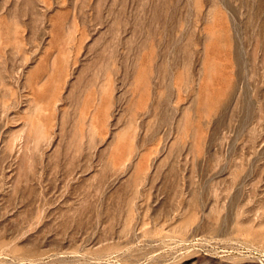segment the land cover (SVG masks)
Listing matches in <instances>:
<instances>
[{
	"label": "rangeland",
	"instance_id": "374dc122",
	"mask_svg": "<svg viewBox=\"0 0 264 264\" xmlns=\"http://www.w3.org/2000/svg\"><path fill=\"white\" fill-rule=\"evenodd\" d=\"M0 264H264V0H0Z\"/></svg>",
	"mask_w": 264,
	"mask_h": 264
}]
</instances>
